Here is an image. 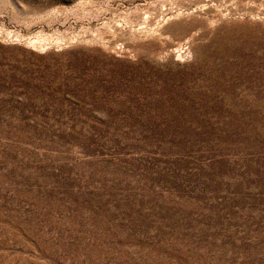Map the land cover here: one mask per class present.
<instances>
[{
	"label": "rangeland",
	"instance_id": "obj_1",
	"mask_svg": "<svg viewBox=\"0 0 264 264\" xmlns=\"http://www.w3.org/2000/svg\"><path fill=\"white\" fill-rule=\"evenodd\" d=\"M0 264H264V0H0Z\"/></svg>",
	"mask_w": 264,
	"mask_h": 264
}]
</instances>
